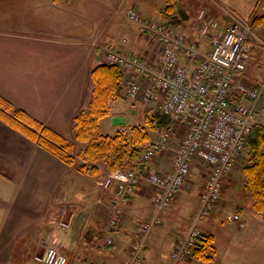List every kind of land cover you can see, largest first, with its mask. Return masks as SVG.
<instances>
[{
    "label": "crops",
    "instance_id": "obj_1",
    "mask_svg": "<svg viewBox=\"0 0 264 264\" xmlns=\"http://www.w3.org/2000/svg\"><path fill=\"white\" fill-rule=\"evenodd\" d=\"M211 1L216 6L204 0H178L180 5L172 11L178 24L174 26L171 18L170 27L196 40L198 19L192 6L205 2L209 14L222 18L228 11L217 5L223 2L232 10L228 13L248 21L257 3V0ZM76 2L0 0V52L8 51L15 60L8 70L0 68V94L72 143L75 116L91 103L92 71L103 63L107 50L143 55L152 63L159 58L156 45L147 41L136 24L128 21L127 27L123 26L119 9L104 21L97 23L92 16L89 25H80ZM166 6V0L160 4L135 2V8L144 16H156L161 22H167L162 16ZM259 7L262 10L259 12L257 8L255 15L264 13V6ZM202 45L208 47V41ZM261 45L256 40L248 59L244 75L247 83L259 85L264 80L263 63H253V59L263 55ZM58 51L62 52L60 56ZM119 100L123 98L111 102V114L100 121L102 131L107 129L105 134L113 135L131 127L125 125L130 108L119 105ZM112 116H124L126 122L113 124ZM173 142L180 143L174 136L169 147L158 150L154 161L143 169L145 175L124 204L122 222L111 227L114 187L104 184L111 173L104 163L99 164L98 174L80 173L76 166L60 161L0 119V264H41L38 256L52 245H58L70 257L69 264H124L138 235L139 223L155 216L161 217V221L145 239L143 264H176L171 251L177 239L191 228L194 220L189 208L196 203L192 205L191 193L181 189L171 207L159 214L153 205L154 188L148 180L151 172L171 170L173 157L167 153L177 146L171 145ZM79 143L84 149L85 144ZM222 191L218 208L199 222L203 233L215 238L216 257L209 262L187 258L184 264H264V253L258 250V240L254 238L264 225L259 218L263 213L254 209L249 196L247 202L228 206L224 201L225 190ZM231 210L241 214L245 221L243 228L225 222L223 213ZM105 238L117 241L119 246H103Z\"/></svg>",
    "mask_w": 264,
    "mask_h": 264
},
{
    "label": "built area",
    "instance_id": "obj_2",
    "mask_svg": "<svg viewBox=\"0 0 264 264\" xmlns=\"http://www.w3.org/2000/svg\"><path fill=\"white\" fill-rule=\"evenodd\" d=\"M234 15L225 13L220 18L200 9L196 40H191L165 22L145 17L130 7L126 17L139 27L147 41L156 45L158 60L152 63L143 55L113 49L107 50L103 58L104 64L120 66L123 70L126 99L151 105L170 116L171 123L161 138L149 145L142 159L152 160L157 150L168 148L179 123L185 125L184 135L173 154L171 170L148 175L154 188L156 212L160 214L171 207L196 162L208 169L193 225L184 237L177 239L171 251L176 264H184L194 252L203 235L199 222L218 208L225 178L247 147L251 129L255 125L264 126L259 107L263 88L247 83L244 78L259 36L252 32L248 21ZM205 41L208 47L202 45ZM144 175L138 164L111 171L106 177L105 186L114 187L111 227L122 222L124 204ZM227 220L241 228L245 226L237 212L230 213ZM160 221L161 217L155 216L139 225L124 264H143L145 239ZM103 243L112 248L119 246L111 238H105ZM37 260L41 264H69L70 257L58 245H52Z\"/></svg>",
    "mask_w": 264,
    "mask_h": 264
},
{
    "label": "trees",
    "instance_id": "obj_3",
    "mask_svg": "<svg viewBox=\"0 0 264 264\" xmlns=\"http://www.w3.org/2000/svg\"><path fill=\"white\" fill-rule=\"evenodd\" d=\"M177 1L166 0L167 6L162 11L168 26H170L168 20L173 19L172 11ZM261 5L264 6V0H257L251 17L253 21H250V25L256 29L264 22V13L255 15V10ZM172 22L174 26L178 24L176 19ZM91 76L94 81L91 103L88 108L80 110L74 119L75 138L85 144L84 149L77 155L74 154L73 144L67 138L36 120L28 112L14 107L2 94H0V119L37 142L60 161L76 166L80 173L98 174L100 163H104L110 172L138 164L142 169L146 168L149 160L142 159V156L149 148L151 138L149 131L156 132L167 128L170 124V116L155 109L152 114L146 113L144 125H133L113 135L105 134L101 129L100 121L111 114V102L119 98L126 99L123 94V70L120 66L99 63ZM251 130L247 138L249 158L243 169L244 187L253 202L254 209L264 213V126L255 125ZM193 251L189 259L212 261L217 255L213 235L203 233Z\"/></svg>",
    "mask_w": 264,
    "mask_h": 264
},
{
    "label": "rangeland",
    "instance_id": "obj_4",
    "mask_svg": "<svg viewBox=\"0 0 264 264\" xmlns=\"http://www.w3.org/2000/svg\"><path fill=\"white\" fill-rule=\"evenodd\" d=\"M146 1L147 2H151L152 4H154V3L160 4L162 2V0H142V3L146 2ZM193 1H195V0H193ZM204 1L205 2H207V1L208 2H212L211 0H204ZM221 1H223V0H220V2ZM135 2H136V0H78V2H76L77 3L76 7H77V10L79 12L78 13V20H80V25H82V24L83 25H89V22L91 21L90 19L92 18V16H94V18L96 19V21L98 23V22L104 21L105 18H111L113 16V13L116 11V9H119V12H120L119 14L122 15V18H123V26L127 27L128 21H131L129 18L126 17L127 10L130 7H134L135 8ZM163 2H165V1H163ZM205 2H203L204 5L199 3L197 7L195 5L192 6V10L196 12V15L198 14V11L200 9H206V10L208 9L206 7L207 3H205ZM212 3L214 4V6H216V4L214 2H212ZM176 4L180 5V3L178 1H177ZM219 4L220 5H217V7L221 6L220 8L223 11H228V12L232 11L223 2H221ZM155 8H156V6H154V9ZM257 8H259L258 9L259 12L262 10V8H260V7H257ZM228 12H226V13H228ZM228 14L233 15L232 13H228ZM234 16L240 18L236 14ZM153 19H155L157 21H160V19L158 17H156V16H154ZM248 21L250 23V21H253V19L251 18ZM81 28H82V26H81ZM260 28H262L261 30H264V22H263V25L259 26L257 29L254 28V26L251 25L252 32L255 34V36H259V39H258L259 44H263L261 46L264 47V31H262L260 33L259 32V31H261V30H259ZM138 29H139V27H138ZM139 32H140V29H139ZM2 48L4 49L6 47H2ZM261 52H263V55L261 57H258V58L256 57L255 59H253V63L256 62V65H259V61L261 63H263V65H264V49H261ZM57 54L58 55L62 54V52L58 51ZM66 59H68V58L66 57ZM0 61H2L0 63V68H4L6 70H8L9 66L12 65V63H15L13 55L8 53V51H7V53H5L4 51L0 52ZM77 66H79V65H77ZM49 68L52 69V67H49ZM68 68H71V66H69ZM53 69H56V68H53ZM262 82H260L259 85L258 84H255V85L259 86V87L261 86L263 88V95H264V80ZM118 103H119V105L122 104L125 107L130 108V111H129L130 113H129V116H128V122L125 123V125L128 128L130 126L132 127L133 125H138V126L139 125H144V116L146 115V113L147 112H151L150 114H152V113L155 112L154 111L155 109H152L151 107H149L146 104H145V106L142 107L140 103H138L137 101H134V100L123 99V100H119ZM259 107H260V112H262L263 117H264V96L261 98V101L259 103ZM170 123H171V120H170ZM103 131H104V133L105 132L107 133V129L105 130V128H104ZM163 131L164 130H162V131H158L157 130L156 132H154V131L150 130L149 131V135H150L151 138L149 139V141H150L149 145L152 142H154L156 140H159L161 138V136L163 135L162 134ZM184 131H185V125L183 123H179V125L177 126L175 131L172 133L173 135L171 137V140L175 136V137L178 138V142H180L181 137L184 135ZM74 132H75V129H74ZM74 137H75V133H74ZM171 140H170V142H171ZM170 142H169V144H170ZM72 144H73V148H74V153L76 155L81 150H83L80 147V143L78 144V141L75 138L73 139V143ZM172 144L174 145L175 142L171 143V145ZM178 144H177L176 147H174L175 148L174 150H170V152L167 153V154L168 155L170 154L171 157H173V154H174L175 150L179 146ZM248 152H249V146L247 145V147L241 152V155L238 158V160H237V162H236V164L234 166L235 168L233 169L232 174L229 175V177H227L225 182H224V185H223V190H225L224 191V195H225L224 196V198H225L224 201L227 203L228 206L232 205V204L235 205V204H237V202H239V203L247 202L246 199H249L248 198V194H247V192L245 190V187H244L245 178H244V171H243L244 165L247 163L248 158H249ZM154 157H153L152 160H149V162L154 161V159H155ZM207 174H208V169L204 168L199 162H196L195 165H193L192 173L190 174V177L187 179L188 180L187 183L182 187V189H183L182 191H187V192L189 191V193H191L192 200H191L190 203L192 205H193V202L196 203L194 208H191V210L189 208V211L193 215V217H192L193 220H195V217H196L195 214L200 208L199 198H200L201 193L203 192L202 190H203L204 183L206 181L205 179L207 177ZM228 212L229 211H226V212L223 213V216H224L223 219L226 220L225 222L231 226L232 221L231 222L227 221V215L230 214V213H233V211L230 212V213H228ZM259 218L261 220L263 219V222H264V213L261 214V216H259ZM234 223H236V222H234ZM244 223H245V221H244ZM139 225H140V223H139ZM255 236H254V238L256 239V241L258 240L257 241L258 250L261 253H264V225H262V228L257 230ZM254 238L252 239V241L255 240ZM178 239H180V238H178ZM219 240H220L221 243H223L221 238H219ZM218 248H219V245H218Z\"/></svg>",
    "mask_w": 264,
    "mask_h": 264
},
{
    "label": "water",
    "instance_id": "obj_5",
    "mask_svg": "<svg viewBox=\"0 0 264 264\" xmlns=\"http://www.w3.org/2000/svg\"><path fill=\"white\" fill-rule=\"evenodd\" d=\"M111 122L116 125H123L126 122V117L124 116H112Z\"/></svg>",
    "mask_w": 264,
    "mask_h": 264
}]
</instances>
